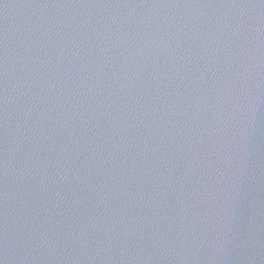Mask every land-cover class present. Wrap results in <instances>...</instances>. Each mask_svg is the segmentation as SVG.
<instances>
[{
    "label": "water",
    "instance_id": "1",
    "mask_svg": "<svg viewBox=\"0 0 264 264\" xmlns=\"http://www.w3.org/2000/svg\"><path fill=\"white\" fill-rule=\"evenodd\" d=\"M0 264H264V0H0Z\"/></svg>",
    "mask_w": 264,
    "mask_h": 264
}]
</instances>
